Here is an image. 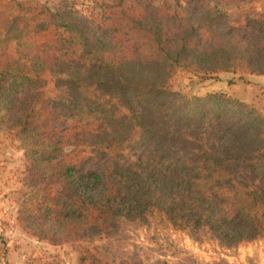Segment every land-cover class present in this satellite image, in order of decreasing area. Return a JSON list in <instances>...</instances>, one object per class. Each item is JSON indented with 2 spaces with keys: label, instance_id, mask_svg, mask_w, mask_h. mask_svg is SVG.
Listing matches in <instances>:
<instances>
[{
  "label": "trees",
  "instance_id": "trees-1",
  "mask_svg": "<svg viewBox=\"0 0 264 264\" xmlns=\"http://www.w3.org/2000/svg\"><path fill=\"white\" fill-rule=\"evenodd\" d=\"M258 1L0 9V129L25 158L21 230L69 245L77 264H150L127 248L130 228L225 251L264 241V113L224 90L170 87L177 71L264 76Z\"/></svg>",
  "mask_w": 264,
  "mask_h": 264
},
{
  "label": "rangeland",
  "instance_id": "rangeland-1",
  "mask_svg": "<svg viewBox=\"0 0 264 264\" xmlns=\"http://www.w3.org/2000/svg\"><path fill=\"white\" fill-rule=\"evenodd\" d=\"M59 0H0V9L25 10L40 5L53 8ZM79 14L96 12L97 0H69ZM259 0L258 2H260ZM230 83V84H228ZM170 87L187 94H202L205 91H227L233 97L254 105L264 113V76L255 74H233L224 72L218 78L201 79L189 72L177 71L170 81ZM25 158L19 139L12 133L0 129V226L9 229L8 238L20 241L23 246V264L56 261L60 264H77V253L69 245H53L37 241L21 230L16 222L19 191L24 177ZM7 231V230H6ZM156 243H150L140 230L130 228L126 232V246L135 258L150 264H158L156 259H168L174 264H185L182 257L192 255L197 260L228 264H264V241L243 243L230 251H225L209 243H197L185 233L169 231ZM137 254V256H136ZM135 259H132L134 261ZM223 262H221L222 264ZM139 264V262H137ZM187 264V263H186Z\"/></svg>",
  "mask_w": 264,
  "mask_h": 264
},
{
  "label": "crops",
  "instance_id": "crops-1",
  "mask_svg": "<svg viewBox=\"0 0 264 264\" xmlns=\"http://www.w3.org/2000/svg\"><path fill=\"white\" fill-rule=\"evenodd\" d=\"M7 230V231H6ZM9 229L0 226V264H23V246L20 241L8 238Z\"/></svg>",
  "mask_w": 264,
  "mask_h": 264
}]
</instances>
